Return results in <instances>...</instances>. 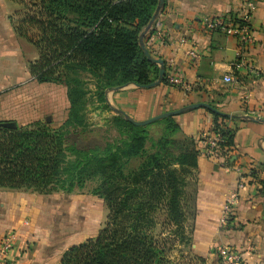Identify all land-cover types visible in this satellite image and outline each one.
<instances>
[{
    "label": "trees",
    "instance_id": "1",
    "mask_svg": "<svg viewBox=\"0 0 264 264\" xmlns=\"http://www.w3.org/2000/svg\"><path fill=\"white\" fill-rule=\"evenodd\" d=\"M23 1L16 0L24 6L14 28L37 51L30 72L38 83L64 86L68 106L58 126L36 120L8 128L0 121V189L72 193L94 182L90 192L106 207L104 224L68 247L58 264L202 263L190 250L199 151L193 137L176 136L172 116L138 126L113 115L108 122L120 135L116 142L79 146L69 140L87 126L83 75L93 81L103 109L106 89L157 78L158 65L146 58L138 35L158 0ZM212 116L208 133L220 134L219 153L227 155L233 145L228 117ZM250 176L249 183L264 187L255 171ZM233 221L228 215L225 227ZM175 239L183 245H174Z\"/></svg>",
    "mask_w": 264,
    "mask_h": 264
},
{
    "label": "crops",
    "instance_id": "2",
    "mask_svg": "<svg viewBox=\"0 0 264 264\" xmlns=\"http://www.w3.org/2000/svg\"><path fill=\"white\" fill-rule=\"evenodd\" d=\"M255 4L250 17L252 41L245 45L240 62L235 59L236 36L202 25L205 17L241 16L245 7L240 0H165L144 45L165 64L173 59L175 74L188 87L161 81L148 88L129 83L104 91L107 108L101 115L108 119L116 115L114 109L145 120L197 102H207L228 117L225 124L233 132L228 154L199 155L197 160L190 250L202 264H220L219 247L236 250L252 264H264V187L249 183L252 170L264 179V0H255ZM18 7L16 0H0V121L24 125L56 113L61 123L68 106L66 89L33 78L29 66L37 59V51L14 28ZM156 32L162 38L155 39ZM189 48L199 57L190 58ZM225 74L234 81L224 82ZM172 118L179 127L176 136H191L197 146L198 137L208 133L213 123L212 112L201 107ZM238 181L244 186L237 190L234 221L226 228L219 221L222 204ZM89 210L88 204H78L73 192L0 189V237L9 228L18 232L6 255L7 264H58L68 247L93 236L83 231L91 222ZM79 234L82 239L75 241Z\"/></svg>",
    "mask_w": 264,
    "mask_h": 264
},
{
    "label": "built area",
    "instance_id": "3",
    "mask_svg": "<svg viewBox=\"0 0 264 264\" xmlns=\"http://www.w3.org/2000/svg\"><path fill=\"white\" fill-rule=\"evenodd\" d=\"M245 7V12L239 17L229 16H213L205 17L202 20V25L207 30H220L226 35L236 36L239 47L235 52L236 61L242 62L244 60V47L247 43L252 41V34L250 30V17L255 9V0H240ZM155 39H160L162 36L159 32L154 35ZM186 53L192 59L199 57L198 52L194 48L187 49ZM252 71L257 74L256 70ZM165 81L169 84L179 86L181 88H187L188 84L175 74V64L173 59H168L165 64ZM222 80L226 83H231L234 78L230 74H225ZM222 141L219 133L202 134V138L198 140L199 155L215 158L220 155L218 145ZM237 188L229 191L227 194L221 209L219 221L222 226H226L228 215L233 214V204L237 199V190L244 186L243 181H238ZM18 237L16 228L7 229L0 237V264H7V253L15 245ZM217 255L220 260V264H252L241 257L239 252L234 249L219 247Z\"/></svg>",
    "mask_w": 264,
    "mask_h": 264
},
{
    "label": "rangeland",
    "instance_id": "4",
    "mask_svg": "<svg viewBox=\"0 0 264 264\" xmlns=\"http://www.w3.org/2000/svg\"><path fill=\"white\" fill-rule=\"evenodd\" d=\"M28 0H24V4L27 3ZM23 4H20L18 10L15 14V22L18 21L23 11ZM85 81V86L88 89L89 93L87 95V104H86V118H87V126L84 130H77L73 133L69 134V140L75 141L79 146L85 145H102L106 141L116 142L120 139V135L115 127L112 126L111 123L108 122V118L103 117L101 115L102 107L96 106V96L94 95V85L93 81L89 80L88 76H82ZM44 117L42 120H45ZM59 119V120H58ZM61 116L58 117V114L54 113L52 118H49L52 126H57L60 124ZM159 120V119H158ZM46 121V120H45ZM155 122V121H153ZM152 123V122H151ZM149 123V124H151ZM147 125V124H146ZM135 162H133L134 164ZM94 182H89L84 188L75 190L73 193L78 197V204H88L89 213L91 214V222L88 226L84 228V233L87 235L95 236L98 230L103 226L105 217H106V207L101 198L96 195H93L90 191ZM82 235L74 236V240H81ZM174 245H183L177 239L172 242ZM183 253L186 254V249L183 248ZM183 254V255H184ZM185 262V261H184ZM195 264H202L199 261H196Z\"/></svg>",
    "mask_w": 264,
    "mask_h": 264
},
{
    "label": "water",
    "instance_id": "5",
    "mask_svg": "<svg viewBox=\"0 0 264 264\" xmlns=\"http://www.w3.org/2000/svg\"><path fill=\"white\" fill-rule=\"evenodd\" d=\"M163 5H164V0H158V4L156 6V9H155L154 13L152 14L149 22L147 23V25L142 29V31L138 35V44H139V47L141 48V50L143 51L144 55L146 56V58L150 62L155 63V64L158 65L157 79L155 81H152V82L148 83V84L140 85L142 87H147L148 88V87L154 86V85L158 84L159 82H161L163 80V78H164V74H165V62H164V60L161 59V58L152 57L150 52L147 50V48L144 45V37H145V35L147 33H149L151 31L152 26L154 24V21L158 17L159 12H160L161 8L163 7ZM116 88L117 87H113L112 89H116ZM200 107L208 109L211 112H218L216 108H214L213 106H211L207 102L191 103V104L185 105V106H183L181 108L174 109V110H171V111H167V112L155 115V116L150 117V118L145 119V120H135V119H133L132 117H130L129 115H127L126 113H124L123 111H121L119 109H114V112H115L116 115L122 116L126 121H128V122H130V123H132L134 125L140 126V125L149 124V123H151L153 121H156L158 119H161V118H165V117H168V116H173V115L179 114L181 112L188 111V110L195 109V108H200ZM45 120L49 121V117H46ZM1 125L4 126V127H8V128H15L17 126L16 122L12 121V120L2 121Z\"/></svg>",
    "mask_w": 264,
    "mask_h": 264
}]
</instances>
